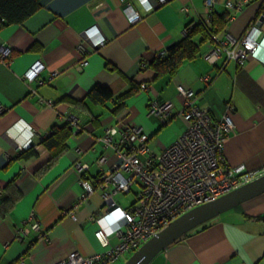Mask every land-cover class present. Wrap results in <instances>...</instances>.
<instances>
[{"label":"crops","instance_id":"1","mask_svg":"<svg viewBox=\"0 0 264 264\" xmlns=\"http://www.w3.org/2000/svg\"><path fill=\"white\" fill-rule=\"evenodd\" d=\"M229 1L237 0H216L212 10L230 15L216 41L242 37L253 24L257 39H262L264 0H251L237 11L225 8ZM126 2L140 14L139 22L129 24L122 0H42L43 6L22 24L0 30V50H10L6 57L0 54V103L4 106L0 198L12 190L20 193L14 205L0 214V264H54L74 252L91 256L117 243L114 232L121 223L120 212L109 214L99 191L80 201V180L95 181L96 161L102 156H107L105 171L115 162L112 150L97 141L114 124L140 127L155 152L173 143L186 129V121L179 116L178 85L191 89L194 103L210 110L213 119L221 116L225 105H232L234 129L223 142L224 160L236 172L264 170L263 60L250 57L237 64L221 54L208 62L203 58L210 48L207 42L198 45L197 57L184 62L176 75L155 78L153 59L162 57V51L166 55L167 46L183 38L187 25L206 17L203 0H167L156 10H145L138 0ZM183 7L188 11L182 12ZM86 30H90L87 39L83 37ZM99 38L103 42L94 46ZM38 60L44 69L35 80L26 81L24 73ZM82 61L86 65H80ZM205 75L208 82H202ZM132 83L146 88L127 97L119 109L113 110V103L92 107L94 121L89 112L64 100L85 101L96 85L118 97ZM165 100L173 103L174 114L162 123L148 108L151 101ZM70 114L79 116L80 128L69 136L66 152L48 169L50 153L38 142ZM27 144L35 145L38 156L15 159L17 147ZM77 164L86 166L83 172ZM263 217L264 193L192 229L148 264H262ZM34 222L40 224L43 239L32 230ZM20 230H27L21 239L16 237ZM99 230L108 240L106 246L95 234Z\"/></svg>","mask_w":264,"mask_h":264},{"label":"built area","instance_id":"2","mask_svg":"<svg viewBox=\"0 0 264 264\" xmlns=\"http://www.w3.org/2000/svg\"><path fill=\"white\" fill-rule=\"evenodd\" d=\"M145 10H153L167 2V0H138ZM251 0H237L226 3L227 9L240 10L241 6L250 3ZM129 24L141 20L140 14L134 11L130 2L122 0ZM206 17L199 21L209 24L211 12L216 0H203ZM187 12L188 8H180ZM193 24L183 29V36ZM253 24L246 33L239 38L225 36L223 40L208 42L209 50L204 54L208 62H214L221 54L227 60L237 64H244L250 57L259 58L264 62V37L258 40L259 32ZM89 31L83 33V37L89 36ZM87 39V38H86ZM103 38H99L93 45H99ZM80 52L83 48L80 46ZM2 57L10 54L8 48L0 50ZM163 57L165 52H161ZM86 65L82 61L80 65ZM40 60L31 64L24 73L26 81H33L40 71L44 69ZM208 76L202 77V82H208ZM145 89V85L141 87ZM177 94L182 107L179 116L186 121V129L173 143L164 150L155 152L149 146V136L144 134L138 126H128L121 123L114 124L105 129L104 134L97 139L102 148L110 149L116 156L115 162L110 169H103L107 156H102L96 161L98 174L94 182L81 179L83 187L82 194L78 197L80 201H86L94 191H99L106 208L115 207L120 212V224L116 229L117 243L103 253L91 256H82L74 252L54 264H108L116 261L126 253H133L154 235L165 229V227L177 217L187 211L210 201H214L224 193L249 184L264 174L261 171L236 172L224 160L223 145L234 129L230 113L234 111L232 105H225L226 109L217 119L211 118L210 110L199 107L194 103L195 95L191 89L177 86ZM52 105V101L47 102ZM174 105L169 100L162 102L151 101L149 103L150 114L162 123L168 122L174 114ZM4 106L0 103V114ZM66 122L77 133L80 128L78 115L70 114ZM48 135V134H47ZM46 135V136H47ZM29 144L17 147L21 152ZM79 172H83L86 166L77 164ZM133 186H137L135 199L127 208H119L114 196L131 192ZM115 211V212H116ZM73 219L76 217L73 215ZM37 232V238L43 239V231L38 222L31 226ZM20 230L17 238L27 235V230ZM103 246L108 240L99 230L95 232ZM18 264H24L20 262Z\"/></svg>","mask_w":264,"mask_h":264},{"label":"trees","instance_id":"3","mask_svg":"<svg viewBox=\"0 0 264 264\" xmlns=\"http://www.w3.org/2000/svg\"><path fill=\"white\" fill-rule=\"evenodd\" d=\"M41 2L42 0H0V30L8 25L22 24L27 18L35 14L43 6ZM229 18L230 15L228 12L219 14L212 11L209 24H205L204 21H198L193 24L179 42L169 47L165 56L153 59L154 61L150 66L153 72H155V78L161 76L172 77L176 75L178 72L177 70L180 69L184 62L192 61L197 57L199 54L198 45L203 43L206 44L207 42L213 43L215 37H218L223 33L228 24ZM196 39L198 40L197 42L195 41ZM130 85L131 88L118 97H114L107 87H97L96 85L90 90L85 101H76L70 98L64 100L69 105L78 107L84 112H89L92 115L91 121H94L95 117L91 111L92 107H107L108 104L113 103L116 107L113 110L119 109L123 106V102L127 97H130L141 88V85L138 86L134 83ZM72 133L73 128L65 122L61 125H54L50 129L48 135L39 140L38 143L50 153V160L47 165L48 169L58 157L66 152L67 142ZM34 149L35 145H31L27 150L25 149L19 152L15 159L28 160L32 157H37V152ZM8 185L13 186L14 181L9 182ZM19 198L20 193L17 189L2 195L0 198V214H4L8 211ZM262 219L264 220V217Z\"/></svg>","mask_w":264,"mask_h":264},{"label":"water","instance_id":"4","mask_svg":"<svg viewBox=\"0 0 264 264\" xmlns=\"http://www.w3.org/2000/svg\"><path fill=\"white\" fill-rule=\"evenodd\" d=\"M260 24V20L257 25ZM173 45V44H171ZM167 46V49L171 46ZM264 193V174L249 184L243 185L237 190H232L229 193H224L213 202L203 203L183 215L177 217L170 222L165 229L160 230L148 241L143 243L141 247L135 250L124 264H148L155 257L156 254L165 250L181 237L186 235L192 229L199 227L206 223L216 215H220L238 205L251 200ZM109 214L116 211V206L106 208Z\"/></svg>","mask_w":264,"mask_h":264},{"label":"rangeland","instance_id":"5","mask_svg":"<svg viewBox=\"0 0 264 264\" xmlns=\"http://www.w3.org/2000/svg\"><path fill=\"white\" fill-rule=\"evenodd\" d=\"M156 125H159V122H156ZM138 187L133 186L130 193L127 194H117L114 196L115 200L121 207H126L131 204V202L135 199V195L137 192ZM132 253H126L123 256H120V258L114 262L108 263V264H124V262L129 258V256ZM262 264H264V259Z\"/></svg>","mask_w":264,"mask_h":264},{"label":"clouds","instance_id":"6","mask_svg":"<svg viewBox=\"0 0 264 264\" xmlns=\"http://www.w3.org/2000/svg\"><path fill=\"white\" fill-rule=\"evenodd\" d=\"M28 147V146H27ZM26 150H27V148H25ZM25 149H23V150H25ZM22 151V150H21ZM19 153V152H18Z\"/></svg>","mask_w":264,"mask_h":264}]
</instances>
